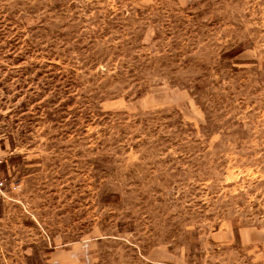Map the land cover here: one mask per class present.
<instances>
[{"label":"rangeland","instance_id":"rangeland-1","mask_svg":"<svg viewBox=\"0 0 264 264\" xmlns=\"http://www.w3.org/2000/svg\"><path fill=\"white\" fill-rule=\"evenodd\" d=\"M0 264H264V0H0Z\"/></svg>","mask_w":264,"mask_h":264},{"label":"built area","instance_id":"built-area-1","mask_svg":"<svg viewBox=\"0 0 264 264\" xmlns=\"http://www.w3.org/2000/svg\"><path fill=\"white\" fill-rule=\"evenodd\" d=\"M0 162H2V161L0 160Z\"/></svg>","mask_w":264,"mask_h":264}]
</instances>
